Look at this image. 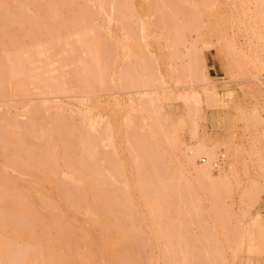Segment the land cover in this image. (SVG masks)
<instances>
[{
  "label": "rangeland",
  "instance_id": "1",
  "mask_svg": "<svg viewBox=\"0 0 264 264\" xmlns=\"http://www.w3.org/2000/svg\"><path fill=\"white\" fill-rule=\"evenodd\" d=\"M0 211V264H264V0H0Z\"/></svg>",
  "mask_w": 264,
  "mask_h": 264
},
{
  "label": "bare ground",
  "instance_id": "2",
  "mask_svg": "<svg viewBox=\"0 0 264 264\" xmlns=\"http://www.w3.org/2000/svg\"><path fill=\"white\" fill-rule=\"evenodd\" d=\"M120 1H121V0H120ZM218 5H219V4H218ZM110 6H111V5H110ZM248 6H249V5H248ZM112 8H113V7H112ZM192 15H193V14H192ZM158 16H159V15H158ZM193 17H194V16H193ZM114 20H116V19H114ZM170 23H171V22H170ZM166 28H167V27H166ZM172 45H173V44H172ZM174 46H177V45L174 44ZM109 47H110V46H109ZM173 48H174V47H173ZM140 49H141V48H140ZM232 50H233V49H232ZM70 53H71V52H70ZM147 53H148V52H147ZM64 54H65V53H64ZM40 56H41V55H40ZM57 63H58V62H57ZM33 64L35 65V63H33ZM140 64H141V63H140ZM39 65H40V64H39ZM57 65H58V64H57ZM77 65H78V64H77ZM133 66H134V65H133ZM48 68H49V67H48ZM128 69H129V68H128ZM33 71H34V70H33ZM38 72H40V71H38ZM49 74H50V73H49ZM53 74H54V73H53ZM82 74H83V73H82ZM46 75H47V74H46ZM128 75H129V74H128ZM133 80H134V79H133ZM137 82H138V81H137ZM140 82H141V81H140ZM33 87H34V86H33ZM50 91H51V90H50ZM27 92H28V91H27ZM16 93H17V92H16ZM200 148H201V147H200ZM204 151H205V150H204ZM189 163H190V162H189ZM196 169H197V168H196ZM199 170H200V169H199ZM202 170H203V169H202ZM210 170H211V169H210ZM197 171H198V170H197ZM208 171H209V170H208ZM201 172H202V171H201ZM205 172H206V170H205ZM207 173H208V172H207ZM203 174H205V173H203ZM199 175H200V174H199ZM201 175H202V174H201ZM208 176L210 177V174H209ZM205 177H206V175H205ZM177 197H179V196H177ZM25 201H26V200H25ZM27 203H28V200H27V202H26L25 204H27ZM9 208H10V207H9ZM12 210H13V209H12ZM3 212H4V211H3ZM3 212L0 211V213L2 214L1 219L4 220L3 217H5V216H3V215H5V214H4ZM12 212H13V211H12ZM19 212H20V211H19ZM19 212H18V213H19ZM25 213H26V212H25ZM11 214H12V213H11ZM11 214H10V212H9L8 215H11ZM8 215H6V218H8ZM14 215H15V214H14ZM14 215H13V217H11V216H12V215H11V216L8 218V220H11V219L13 218V220L15 219V221H12V222H16L18 218L16 219V217H15ZM17 215H18V214H17ZM0 216H1V215H0ZM25 216H27V214H26ZM17 217H18V216H17ZM10 218H11V219H10ZM21 218H22V217H21ZM1 219H0V221H1ZM26 219H27V218H26ZM3 220H2V221H3ZM19 221H20L21 223H20V222L15 223V224H17L18 226H19L20 224H22L23 226L26 225V224H23V222L27 223L26 221H23V222H22L21 219H20ZM27 221H28V220H27ZM0 223H1V222H0ZM18 223H20V224H18ZM31 224H32V223H31ZM22 225L19 226V227H22ZM29 226H30V225H29ZM24 227H27V226H24ZM30 228H31V227H29L28 229L30 230ZM25 229H26V228H25ZM23 230H24V228H23ZM26 230H27V229H26ZM29 230H28V231H29ZM30 231H31V230H30ZM32 231H33V230H32ZM29 233H32V232H29ZM33 236H34V235H33ZM5 237H6V236H3V238H5ZM25 238H26V237H25ZM10 240H11V239H10ZM3 241H4V239H3ZM5 241H8L7 237H6V240H5ZM11 243L15 244V243L12 242V241H11ZM11 243H10L8 246H10V247H11V245L13 246V244H11ZM24 243H25V242H24ZM0 244H1V243H0ZM2 244H3V242H2ZM6 244H8V243H6ZM20 244H21V243H20ZM15 246H17V245L15 244ZM10 247H8V249H11ZM16 248H18V247H16ZM30 248H31V247H30ZM5 249H7V245H6V248H5ZM8 249H7V250H8ZM12 249H13V247H12ZM257 249H258V248H257ZM7 250H6V251H7ZM27 250H28V249H27ZM29 250H30V249H29ZM32 250L34 251L35 249H32V248H31V251H32ZM6 251H5V253H6ZM8 251H9V250H8ZM10 251H12V253L14 252V250H10ZM23 252H24V251H23ZM253 253H254V252H253ZM15 254H16V252L14 253V255H15ZM2 255H3V254H2ZM6 255H7V253H6ZM8 255H9V254H8ZM10 255H11V254H10ZM12 255H13V254H12ZM16 255H17V254H16ZM23 255H25V254H23ZM21 256H22V254H21ZM6 257H7V256H6ZM16 257H17V256H16ZM22 258H25V256L22 257ZM17 260H20V258L17 259ZM21 260H22V259H21ZM25 260H26V259H25ZM32 262H33V261H32ZM171 262H172V261H171ZM21 263H22V262H21ZM29 263H30V262H29ZM34 263H37V262L35 261ZM22 264H23V263H22Z\"/></svg>",
  "mask_w": 264,
  "mask_h": 264
},
{
  "label": "built area",
  "instance_id": "3",
  "mask_svg": "<svg viewBox=\"0 0 264 264\" xmlns=\"http://www.w3.org/2000/svg\"><path fill=\"white\" fill-rule=\"evenodd\" d=\"M199 162L205 164L207 162V158L203 156L199 159ZM225 163H226V156L225 154H221L215 161L211 163V165L213 166V168L216 169L224 166Z\"/></svg>",
  "mask_w": 264,
  "mask_h": 264
}]
</instances>
